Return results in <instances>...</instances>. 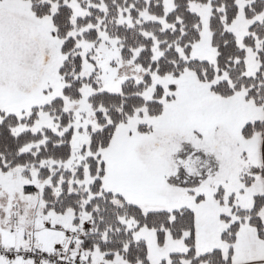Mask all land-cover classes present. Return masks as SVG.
I'll return each mask as SVG.
<instances>
[{"label":"snow or ice","instance_id":"obj_1","mask_svg":"<svg viewBox=\"0 0 264 264\" xmlns=\"http://www.w3.org/2000/svg\"><path fill=\"white\" fill-rule=\"evenodd\" d=\"M0 264H264V0H0Z\"/></svg>","mask_w":264,"mask_h":264}]
</instances>
